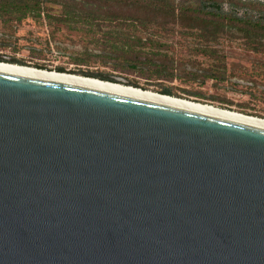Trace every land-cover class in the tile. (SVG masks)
<instances>
[{"label": "water", "instance_id": "water-1", "mask_svg": "<svg viewBox=\"0 0 264 264\" xmlns=\"http://www.w3.org/2000/svg\"><path fill=\"white\" fill-rule=\"evenodd\" d=\"M0 264H264V129L0 70Z\"/></svg>", "mask_w": 264, "mask_h": 264}, {"label": "rangeland", "instance_id": "rangeland-1", "mask_svg": "<svg viewBox=\"0 0 264 264\" xmlns=\"http://www.w3.org/2000/svg\"><path fill=\"white\" fill-rule=\"evenodd\" d=\"M40 1L44 4L39 19L25 17L16 23L9 16L0 18L2 62L53 72L61 69L62 73L76 76L98 75L115 84L132 85L156 94L167 90L175 98L264 119V53L250 51L241 36L221 35L202 45L193 37L194 32L183 29L180 24L148 17L151 27L147 32L156 36L153 40L160 44V50L146 45L143 50L152 55V64L131 70L106 58L108 49L101 43L100 32L57 22L63 4L74 6L78 13H86L91 4L99 15L109 12L112 18L120 14L135 17L122 10L120 4L88 0ZM239 1L264 4V0ZM182 3L188 2L182 0ZM242 12H238V16ZM159 25L163 30L156 29ZM101 29V32L106 31L102 26ZM141 37L146 38V35ZM204 47L214 55L201 56L197 50Z\"/></svg>", "mask_w": 264, "mask_h": 264}, {"label": "trees", "instance_id": "trees-1", "mask_svg": "<svg viewBox=\"0 0 264 264\" xmlns=\"http://www.w3.org/2000/svg\"><path fill=\"white\" fill-rule=\"evenodd\" d=\"M88 1H106L108 2L107 5L109 3L120 4V7L124 8L122 10H126L129 15L135 17H125V14H120V17L112 18L113 15L109 12L99 15L93 11L91 4H89L86 13H78L74 6L58 3L59 6L63 5L57 22L86 27L90 32H100L102 35L101 43L108 49L105 56L115 62L117 66L121 65L124 68L135 70L138 66L152 64L150 58L152 55H147L149 52H144L143 49L147 45L149 48L158 51L160 44L153 40L156 38L154 34L147 32L151 27L148 17H159L180 24L183 29L194 32L193 37H196L202 45L215 41L221 35L237 34L247 41L246 44L250 51L264 53L263 3L239 0H184L188 3H182V0H177V2L174 0ZM43 4L40 0H0V18L9 16L14 18L16 23L25 17L39 19L43 11ZM238 12H242V14L238 16ZM253 12L254 15H251L250 13ZM101 26L106 28L105 32H101ZM156 29L163 30V27L159 25ZM141 35H146V38H142ZM134 36L137 37L134 38ZM133 48H137V50L134 51ZM197 52L201 56L209 58L214 55L208 47L199 48ZM0 62L2 61L0 60ZM157 69L158 67H155L154 70ZM56 72L62 73L63 71L57 69ZM80 75L113 83L111 80L98 75ZM209 78L212 77L209 76ZM129 87L136 88L132 85ZM158 94L172 97L167 90Z\"/></svg>", "mask_w": 264, "mask_h": 264}, {"label": "bare ground", "instance_id": "bare-ground-1", "mask_svg": "<svg viewBox=\"0 0 264 264\" xmlns=\"http://www.w3.org/2000/svg\"><path fill=\"white\" fill-rule=\"evenodd\" d=\"M0 70L14 72L19 74H25L30 76H35L39 78H44L48 80L58 81V82H65L77 85H84L89 86L101 90H106L114 93H119L131 97H136L148 101H153L165 105H170L182 109H187L199 113L208 114L211 116L223 118L226 120L234 121L237 123L249 125L252 127L264 129V119L246 116L243 114H239L236 112L219 109L210 105L200 104L188 100H183L175 97L164 96L160 94H156L150 91H145L133 87L123 86L120 84L100 81L97 79L76 76L72 74H65V73H57L53 71H46L35 69L27 66H20L15 64H8L4 62H0Z\"/></svg>", "mask_w": 264, "mask_h": 264}, {"label": "flooded vegetation", "instance_id": "flooded-vegetation-1", "mask_svg": "<svg viewBox=\"0 0 264 264\" xmlns=\"http://www.w3.org/2000/svg\"><path fill=\"white\" fill-rule=\"evenodd\" d=\"M5 63V62H4Z\"/></svg>", "mask_w": 264, "mask_h": 264}]
</instances>
